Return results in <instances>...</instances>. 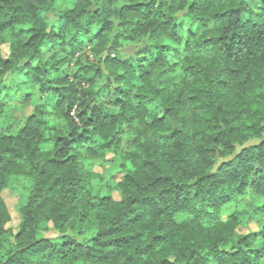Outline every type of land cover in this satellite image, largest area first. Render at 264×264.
<instances>
[{
  "label": "trees",
  "instance_id": "16d2710c",
  "mask_svg": "<svg viewBox=\"0 0 264 264\" xmlns=\"http://www.w3.org/2000/svg\"><path fill=\"white\" fill-rule=\"evenodd\" d=\"M0 264H264V0H0Z\"/></svg>",
  "mask_w": 264,
  "mask_h": 264
},
{
  "label": "rangeland",
  "instance_id": "374dc122",
  "mask_svg": "<svg viewBox=\"0 0 264 264\" xmlns=\"http://www.w3.org/2000/svg\"><path fill=\"white\" fill-rule=\"evenodd\" d=\"M2 54L4 57H7L8 54H6L7 49L5 46L1 47ZM135 52L134 45H127L123 47L122 53L125 55L131 56ZM10 104L11 106H15L18 114L21 116H24L28 111L29 108H26L27 106H21L20 103L16 100H13ZM111 158L109 161L97 165L93 168L94 173L101 176L110 187H112L119 179H121V174L118 172L119 168V160L115 157H107V159ZM30 187V181L27 178H15L10 177L8 179V188L5 189L1 197L4 201V204L6 205L9 215L11 217V220L9 222V226L12 228H16L18 223V209L22 207V205L26 201V196L28 194ZM112 197L114 199H118L117 193L114 191L112 193ZM242 205V202H238L237 204H229L226 206L224 211H222L220 215L221 221H226L228 214L231 212V210L234 207H238ZM243 232V231H242Z\"/></svg>",
  "mask_w": 264,
  "mask_h": 264
}]
</instances>
